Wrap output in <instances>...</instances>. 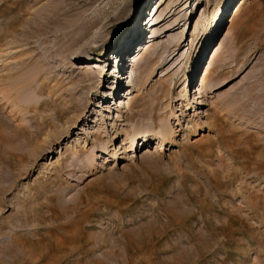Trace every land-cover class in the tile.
I'll use <instances>...</instances> for the list:
<instances>
[{
	"label": "rangeland",
	"instance_id": "374dc122",
	"mask_svg": "<svg viewBox=\"0 0 264 264\" xmlns=\"http://www.w3.org/2000/svg\"><path fill=\"white\" fill-rule=\"evenodd\" d=\"M156 1L0 0V264H264V0Z\"/></svg>",
	"mask_w": 264,
	"mask_h": 264
},
{
	"label": "bare ground",
	"instance_id": "6f19581e",
	"mask_svg": "<svg viewBox=\"0 0 264 264\" xmlns=\"http://www.w3.org/2000/svg\"><path fill=\"white\" fill-rule=\"evenodd\" d=\"M178 1H181V0H178ZM164 2H166V0H157L155 3H154V11H153V17L152 18H150V20L148 21V23H151V22H153L152 23V25H151V28H154L155 26H157L158 24H160L159 22H160V20L162 19H155V17H156V15L158 14V12H159V9H160V7L164 4ZM170 12V11H169ZM148 17H150V13L148 14ZM67 27V26H66ZM143 35V33H142V31L140 32V34H139V36L137 37V38H139V37H141ZM130 37H132V35L130 36ZM129 38V37H128ZM136 38V39H137ZM149 43H151V41H149ZM152 45V44H151ZM150 45V46H151ZM83 51V54H88L89 52H90V49L89 48H85L84 50H82ZM117 53H119V50H118V52ZM120 54V56H122V53H119ZM118 54V55H119ZM118 57V56H117ZM118 59V62H119V60H121L122 62H124L123 63V66H119V72H122L123 71V69H125V62H126V59L124 58H117ZM139 59V58H138ZM99 68V67H98ZM104 72V69H100V71H99V74L97 75V77H100L101 76V74ZM104 80H105V78H104ZM198 128H200V127H198ZM146 136L147 135H143V137H141V139H143L144 140V142L146 141L147 142V138H146ZM135 139V137H133L132 138V142H133V140ZM151 142V141H150ZM145 144V143H144ZM91 162V161H90ZM91 164V163H90ZM94 167V166H93Z\"/></svg>",
	"mask_w": 264,
	"mask_h": 264
}]
</instances>
